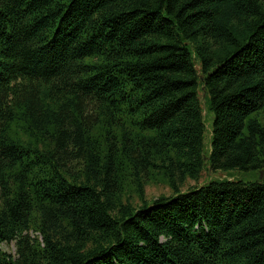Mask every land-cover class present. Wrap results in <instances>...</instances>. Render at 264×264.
I'll list each match as a JSON object with an SVG mask.
<instances>
[{
  "label": "trees",
  "instance_id": "trees-1",
  "mask_svg": "<svg viewBox=\"0 0 264 264\" xmlns=\"http://www.w3.org/2000/svg\"><path fill=\"white\" fill-rule=\"evenodd\" d=\"M261 174L264 0H0V264H264Z\"/></svg>",
  "mask_w": 264,
  "mask_h": 264
},
{
  "label": "rangeland",
  "instance_id": "rangeland-1",
  "mask_svg": "<svg viewBox=\"0 0 264 264\" xmlns=\"http://www.w3.org/2000/svg\"><path fill=\"white\" fill-rule=\"evenodd\" d=\"M200 98H202V94L200 95ZM202 103V107L204 108V103L203 100H201ZM253 173H240L238 171H231V172H216V173H212V172H204L199 180V182L195 183V182H191L188 181L185 184V187H183L181 190L185 191L187 189L193 188V187H197V186H201L204 183H206L208 180H221V179H227V178H234L236 180L239 181H244V182H248V181H252L254 176ZM264 175H262L263 177ZM146 195H147V199L148 200H153L155 198H157L160 195H164V196H169L170 192L167 188H165L164 186H150L146 189ZM0 250L11 255V256H15V245L14 243H10V244H1L0 245Z\"/></svg>",
  "mask_w": 264,
  "mask_h": 264
},
{
  "label": "water",
  "instance_id": "water-1",
  "mask_svg": "<svg viewBox=\"0 0 264 264\" xmlns=\"http://www.w3.org/2000/svg\"><path fill=\"white\" fill-rule=\"evenodd\" d=\"M260 177H262V174L260 175Z\"/></svg>",
  "mask_w": 264,
  "mask_h": 264
}]
</instances>
